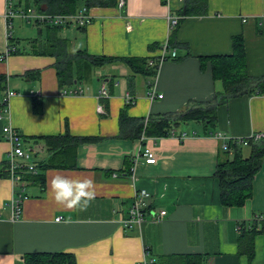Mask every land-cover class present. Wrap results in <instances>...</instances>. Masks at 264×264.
<instances>
[{"label": "crops", "instance_id": "obj_1", "mask_svg": "<svg viewBox=\"0 0 264 264\" xmlns=\"http://www.w3.org/2000/svg\"><path fill=\"white\" fill-rule=\"evenodd\" d=\"M124 1L122 8L118 0L113 6L87 8L92 20L84 28H62L58 37L66 41L67 53L158 59L172 34L170 19L178 17L184 0ZM9 5L13 9L12 0H0V54L9 36L16 50L0 62L5 78L0 85V171L10 149L2 135L5 126L28 144L66 129L71 136L100 141L77 147L75 168L47 169L43 185L24 181L27 198L18 219L11 210L18 186L1 171L0 264H24L23 256L42 253L72 254L76 264H136L145 253L158 263L170 256L196 255L203 257V264H264V234L254 238L251 261L238 254L237 245L241 223L264 220V158L252 181V196L242 207L221 204L214 178L217 161L233 157L223 145L256 135H263L259 141L264 143V95H244L220 105L211 134H202L196 125L190 132L174 129L187 135L182 141L144 135L118 138L119 114L125 108L128 117L147 120L214 102L221 84L213 80L210 62L201 68L199 58L230 55L235 36L243 39L247 74L264 77V0H207L205 16L188 17L174 27L178 60L162 63L154 78L131 76L125 65L115 63L87 68L81 82L63 88L56 80L55 57L40 54L47 33L33 25L37 38L11 34L13 18H5ZM103 87L107 98L99 96ZM78 89L80 94H65ZM9 92L14 96L4 104ZM128 97L133 103L127 107ZM97 106L103 107V114L97 113ZM37 144L36 165L49 157L43 143ZM144 147L151 149L155 162L139 160L131 166V177V167L129 174L124 172V160L133 165ZM242 155L248 157V147H242ZM56 172L94 179L96 197L85 210L55 203L49 180ZM141 191L150 196L147 221L124 230L120 222L134 193ZM159 211H165L164 217L151 221L152 213Z\"/></svg>", "mask_w": 264, "mask_h": 264}, {"label": "trees", "instance_id": "obj_2", "mask_svg": "<svg viewBox=\"0 0 264 264\" xmlns=\"http://www.w3.org/2000/svg\"><path fill=\"white\" fill-rule=\"evenodd\" d=\"M11 2V0H8ZM115 0H17L14 3L13 12L33 9L38 14L49 16H71L78 13L80 8L91 6H113ZM207 14V0H184L181 10L177 13L179 18L177 26L188 17H201ZM9 19L8 21H10ZM39 30L47 33V43L40 54H48L55 57L56 76L60 88L72 86L75 82H81L85 77L87 68L99 69L109 64L120 63L127 67L131 76L142 75L154 78L158 70L157 59H152L153 65H149V59L145 58H111L105 56H88L83 52L69 54L66 51L67 43L58 37L62 27L40 24ZM176 26V27H177ZM168 39L170 47L177 46L175 40L176 28H173ZM12 37H9V45L12 46ZM16 51V50H15ZM13 51L12 53H14ZM10 53V55L12 54ZM1 56V55H0ZM178 60L176 57L174 59ZM200 66L209 61L212 78L219 81L222 87L217 92L214 102L186 108L181 112L168 113L135 119L127 116L126 108L119 114V135L123 139H139L142 135L148 138H168L171 130L194 123L200 126L202 134H211L216 122L217 108L225 104L229 99L240 96L264 95V77L252 78L247 74L245 49L241 35L232 38V53L225 56L200 57ZM1 62V61H0ZM5 84V78L0 76V85ZM132 103H127V107ZM145 120V121H144ZM35 150L37 143L42 142L44 150L49 153L45 162L36 165L37 174L26 175L23 180L32 183L44 184V173L47 169H73L75 168L76 150L80 145L97 143V137H76L69 135L68 129L64 134L56 137H45L34 140ZM249 155H242V147L234 142L227 145L233 151V157H225L217 161L214 178L218 182L220 202L224 207H242L252 196V181L260 170L264 158V143L248 139ZM233 143V144H232ZM37 145V146H36ZM40 146V145H39ZM245 147V146H244ZM227 153V152H225ZM124 172L129 174L132 166L131 160H124ZM6 166L1 169L7 175ZM0 171V174L2 173ZM264 234V220L253 219L248 223H241L237 238L238 254L247 256L251 261L254 256V238ZM24 264H76L75 257L68 253H42L23 256ZM156 264H203L202 256H170L162 258Z\"/></svg>", "mask_w": 264, "mask_h": 264}, {"label": "built area", "instance_id": "obj_3", "mask_svg": "<svg viewBox=\"0 0 264 264\" xmlns=\"http://www.w3.org/2000/svg\"><path fill=\"white\" fill-rule=\"evenodd\" d=\"M125 1L124 0H118V8L124 7ZM13 17H21L24 21L27 23H33V25H40V24H48V25H54L59 27H76V28H84L91 22V17L89 16L87 9L82 8L78 11L77 14L71 15V16H49L38 14L33 9H28L26 11L20 10L19 12H13L9 5V9L5 13V18L7 20L12 19ZM179 21V18H171L170 19V29L172 30L175 26H177ZM10 37V36H9ZM161 48V56L157 59L158 67L169 60H174L177 55L176 51L169 46L168 42H165V44L160 47ZM15 51L14 47H11L10 45L7 46L6 51L4 54H0V61H4L9 56L10 53ZM154 62L152 60L149 61V65H153ZM81 90H75V91H69L65 92V94H74L77 95L80 94ZM14 93L9 92L7 93L6 98L4 99L5 102L8 100V98L13 97ZM99 96L101 98H107V92L103 88H101V91L99 93ZM155 98V95L153 93L149 94V99L153 100ZM158 99H161L162 96H158ZM126 102L133 103V100L128 97ZM3 112H6V109L3 110ZM97 113L103 114L104 110L102 106H97ZM0 113V118H1ZM2 135L3 138L8 142L10 149L7 155V160L5 163L6 166V172L8 174L9 179L15 183L16 186H18V190H15V196L13 197L11 201V210H12V217L13 219H18L21 212V205L22 202L27 198V195H25V182L23 180L24 176L30 174L35 175L37 174L36 164L33 162L34 155L37 154V151L35 150L34 144H28L26 143L25 139L22 138V136L14 129H12L10 126H5L2 129ZM170 137L177 138V141L184 140L187 135L185 133H176L174 130H171L169 133ZM143 137V136H142ZM215 138L219 139L221 138L220 134H215ZM263 135H256L250 138H243V139H235L231 142H234L237 146H247L248 139H253L255 141L261 140ZM143 139V138H142ZM141 139V140H142ZM233 144V143H232ZM222 149L226 152H232V149L228 147L227 144L223 145ZM139 160L143 161L147 165L154 164L155 158L153 153L151 152V149L148 147H144L141 152L133 159V165L137 164ZM132 167H131V177H133L132 174ZM112 177H116V174H112ZM132 205L127 210L126 217L121 220L120 224L121 227L124 230H132L135 227L141 226L144 222L147 221L144 216L145 208L149 207V200L150 196L141 191V192H135L133 197ZM153 216L151 217V221H159L162 219L165 215V211H159L157 214L152 213ZM61 220L60 218H56V221ZM136 264H156L155 258L149 257L146 253L143 257V259Z\"/></svg>", "mask_w": 264, "mask_h": 264}, {"label": "clouds", "instance_id": "obj_4", "mask_svg": "<svg viewBox=\"0 0 264 264\" xmlns=\"http://www.w3.org/2000/svg\"><path fill=\"white\" fill-rule=\"evenodd\" d=\"M55 203L67 209L85 210L96 197L95 181L90 177L73 178L56 172L49 180Z\"/></svg>", "mask_w": 264, "mask_h": 264}, {"label": "rangeland", "instance_id": "obj_5", "mask_svg": "<svg viewBox=\"0 0 264 264\" xmlns=\"http://www.w3.org/2000/svg\"><path fill=\"white\" fill-rule=\"evenodd\" d=\"M13 3H17V0H12ZM11 34L19 35L23 40L29 39V37H38V30L33 27V23H27L21 17H13V22L10 28ZM197 127L194 123H190L186 126H182L183 129L190 132Z\"/></svg>", "mask_w": 264, "mask_h": 264}]
</instances>
